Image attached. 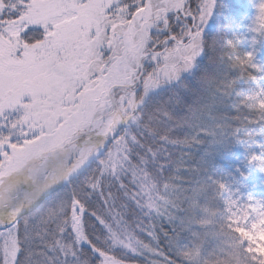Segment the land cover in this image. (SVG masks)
<instances>
[{"label": "snow or ice", "instance_id": "snow-or-ice-1", "mask_svg": "<svg viewBox=\"0 0 264 264\" xmlns=\"http://www.w3.org/2000/svg\"><path fill=\"white\" fill-rule=\"evenodd\" d=\"M253 7L240 51L217 0H0V264H264V198L212 170L264 171Z\"/></svg>", "mask_w": 264, "mask_h": 264}, {"label": "trees", "instance_id": "trees-1", "mask_svg": "<svg viewBox=\"0 0 264 264\" xmlns=\"http://www.w3.org/2000/svg\"><path fill=\"white\" fill-rule=\"evenodd\" d=\"M227 8L230 10H224ZM247 8L248 5L242 0H217L218 10L216 12L218 16L222 13H230L239 19V14L246 13L248 11L246 10ZM215 28L214 26L205 29L210 40L218 36ZM236 35L238 34L233 32L227 39L219 40V43L226 44L227 40L233 39ZM238 48L243 51L241 41L238 42ZM212 55L213 52L210 49L205 51L200 57L199 65L193 70V75L199 76L203 74L204 67L208 65L209 57ZM203 147L205 146L201 147V151ZM245 155V148L241 145H235L226 150L222 149L214 157L212 170L216 175L232 182L234 187L240 189L242 195L254 196L257 199L264 198V171H261L258 167H249L246 163ZM242 172L247 173V175H242ZM138 264H143V261H139Z\"/></svg>", "mask_w": 264, "mask_h": 264}, {"label": "rangeland", "instance_id": "rangeland-1", "mask_svg": "<svg viewBox=\"0 0 264 264\" xmlns=\"http://www.w3.org/2000/svg\"><path fill=\"white\" fill-rule=\"evenodd\" d=\"M242 1L246 2V4L248 5V8L246 9L248 11L244 14L240 13L239 19L236 16L231 15L230 13H222L220 16H218L217 12H215L207 27H216V35H218L216 37H219V40L223 38L227 39L233 32H236L242 37H246L245 39L241 40V43L243 44V51H245L250 47V39H248L247 37H250L251 33L248 30V25L255 13V8L253 7V0ZM216 10L218 9L216 8ZM224 10L230 9L227 8ZM258 47V57L264 60V43L258 45Z\"/></svg>", "mask_w": 264, "mask_h": 264}]
</instances>
